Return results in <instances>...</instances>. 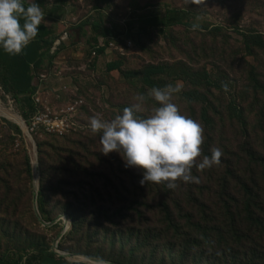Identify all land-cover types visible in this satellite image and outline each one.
Instances as JSON below:
<instances>
[{"label":"rangeland","instance_id":"374dc122","mask_svg":"<svg viewBox=\"0 0 264 264\" xmlns=\"http://www.w3.org/2000/svg\"><path fill=\"white\" fill-rule=\"evenodd\" d=\"M62 9L55 19H43L56 25L58 41L36 74L34 98L42 112L66 119V130H32L33 114L24 118L22 97L0 85V102L28 127L0 115V264H26L38 254L37 244L72 264H171L168 252L176 239L163 223L164 202L189 226L185 213L201 217L192 195L218 212L215 204H233L229 194L242 201L243 185L264 187V0H67ZM174 9L187 12L188 26L151 24ZM41 10L45 15L47 9ZM95 21L114 33L100 37L98 47ZM113 61L120 68L109 71ZM148 65L170 68L156 78L159 88L179 84L172 102L203 129L194 160L210 156L213 147L221 151L219 164L204 170L193 164L198 183L177 180L174 189L164 182L141 185L142 170L126 168L116 151L100 152L99 133L90 130L91 117L110 121L138 95L146 97L142 115L158 106L147 96L151 87L124 75ZM219 217L230 231L232 218ZM148 232L163 237H152L148 245ZM259 243L264 251V233Z\"/></svg>","mask_w":264,"mask_h":264},{"label":"trees","instance_id":"16d2710c","mask_svg":"<svg viewBox=\"0 0 264 264\" xmlns=\"http://www.w3.org/2000/svg\"><path fill=\"white\" fill-rule=\"evenodd\" d=\"M34 2L40 8L45 7V4L39 0ZM24 3L27 6L28 1H24ZM186 17L187 12L183 10H168L162 19L154 16L151 24L160 27L188 26V22L185 21ZM85 25H87V22L79 25V30L82 31ZM91 27L94 33L92 39L96 47L99 46L100 37L107 38L114 35L112 30L102 27L97 21L93 22ZM51 35V31L41 24L37 36L22 50L21 54L8 55L0 50V85L6 93L12 94L15 97H22L23 116L26 120L30 116L29 113L34 114L38 110V105L34 98L38 85L35 83V79L37 78L33 72L35 68L42 66L43 60L39 62L35 60L38 57L42 59V55L43 58L46 56V52L41 51L45 49L51 50V46L55 40V38H51ZM103 51V47L98 49L99 53ZM119 68L120 64L117 61H113L107 66L109 71L118 70ZM169 69L167 66L148 65L139 73L124 75L128 77H140L145 85L151 88H159L162 82L156 80V78H160V76L168 73ZM206 82L209 85L212 83L208 77ZM15 129L20 132L19 127L15 126ZM260 160L264 163L263 157H260ZM260 175V180L264 182V170H262ZM243 188L244 195L242 201L235 195L231 196L229 194L233 204L227 202L224 207L215 204V207L220 212L213 211V207L205 200L192 195L191 201L197 205L201 217L197 219V215L194 213H185V218L190 219L189 226L183 224L175 217L168 203H163V223H166L168 226L167 232L170 234L172 232V237L176 239V243L173 242L172 244L173 249L168 252L171 264H264V251L261 250L262 247L259 245L261 234L264 233V187H258V184L254 186L245 184ZM45 207L44 191H41L40 210L43 213L45 212ZM180 209L184 211L183 208ZM219 214L232 218L230 231L223 230V227L220 225L221 219ZM223 219L222 222L226 220L225 217ZM244 225L245 228H243ZM152 234L148 232V236L144 238V241L149 243L148 245H151L153 241L152 237L154 241L163 237L159 233L156 235ZM233 235L235 240L231 239ZM181 236L186 239L185 242H182ZM228 238L233 241L232 243L235 246L230 244ZM147 243L141 244V247H146ZM240 243L241 248L238 247ZM243 243L249 246L246 247ZM35 247L38 250V254L28 260L26 264H34L35 261H39L40 264H72L62 257H57L45 245L37 244ZM165 260L166 258L163 262ZM12 264H22V262L20 259H14L12 260Z\"/></svg>","mask_w":264,"mask_h":264},{"label":"clouds","instance_id":"9594fccd","mask_svg":"<svg viewBox=\"0 0 264 264\" xmlns=\"http://www.w3.org/2000/svg\"><path fill=\"white\" fill-rule=\"evenodd\" d=\"M42 19L43 12L35 2L25 6L24 0H0V50L8 55L21 54L37 36ZM222 87L228 91L227 84ZM180 90L179 84L151 88L147 96L158 106L147 116L142 115L146 97L141 94L135 98L137 102L123 108L110 121L96 116L89 119L90 130L99 133L100 152L108 155L116 151L126 168L141 169V185L164 182L174 189L177 180L198 183V177L191 175L194 163L197 170H204L220 162L221 151L215 147L210 156L204 155L199 162L194 160L200 155L203 129L172 102L173 94Z\"/></svg>","mask_w":264,"mask_h":264},{"label":"crops","instance_id":"0c3cea01","mask_svg":"<svg viewBox=\"0 0 264 264\" xmlns=\"http://www.w3.org/2000/svg\"><path fill=\"white\" fill-rule=\"evenodd\" d=\"M55 2H56V5L55 4L50 5L51 7L48 8L47 7V3L44 2V1H41V3H44L45 4V7H41V8L47 9L46 14L45 15L43 14L45 17H47L49 19H55L57 12L62 11L63 10L62 8H65L66 5H67V0H55ZM28 3H30V2H28ZM41 24H43L45 27L48 28V30L51 31V33H52L51 38H55L53 44L55 42H57L58 41V30L56 29V25L55 24H52L51 20H49L47 22H44L43 19L41 21ZM53 44L51 46V50L50 51L48 49H45L44 51H41V52H46V56L44 58H43V55H42V59H41V57H38L35 60L37 62L43 60V63H42V66L40 68H35L34 69V72H33L34 74H38L39 72H41L42 70H44L43 68L46 66V63L48 61V58L50 57V54L52 52ZM35 70H37V71H35Z\"/></svg>","mask_w":264,"mask_h":264},{"label":"built area","instance_id":"2783aa9c","mask_svg":"<svg viewBox=\"0 0 264 264\" xmlns=\"http://www.w3.org/2000/svg\"><path fill=\"white\" fill-rule=\"evenodd\" d=\"M105 47V46H104ZM38 103V102H36ZM32 130L40 127H45L51 132L62 133L66 129L67 120L61 118L59 115H51V113H44L40 109L32 115Z\"/></svg>","mask_w":264,"mask_h":264},{"label":"bare ground","instance_id":"6f19581e","mask_svg":"<svg viewBox=\"0 0 264 264\" xmlns=\"http://www.w3.org/2000/svg\"><path fill=\"white\" fill-rule=\"evenodd\" d=\"M0 115L19 124L24 130H28V127H26V123L24 122V119L17 113L13 112L11 109L5 108L1 102H0Z\"/></svg>","mask_w":264,"mask_h":264},{"label":"water","instance_id":"95a60500","mask_svg":"<svg viewBox=\"0 0 264 264\" xmlns=\"http://www.w3.org/2000/svg\"><path fill=\"white\" fill-rule=\"evenodd\" d=\"M25 122V121H24Z\"/></svg>","mask_w":264,"mask_h":264}]
</instances>
